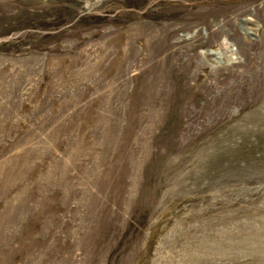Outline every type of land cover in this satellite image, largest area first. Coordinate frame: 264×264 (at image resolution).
<instances>
[{
    "label": "rangeland",
    "instance_id": "rangeland-1",
    "mask_svg": "<svg viewBox=\"0 0 264 264\" xmlns=\"http://www.w3.org/2000/svg\"><path fill=\"white\" fill-rule=\"evenodd\" d=\"M0 264H264V0H0Z\"/></svg>",
    "mask_w": 264,
    "mask_h": 264
}]
</instances>
